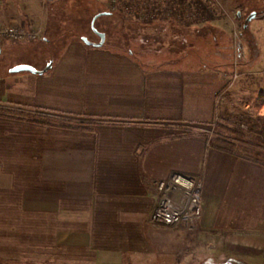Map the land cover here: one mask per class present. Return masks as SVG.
<instances>
[{
	"label": "crops",
	"instance_id": "0c3cea01",
	"mask_svg": "<svg viewBox=\"0 0 264 264\" xmlns=\"http://www.w3.org/2000/svg\"><path fill=\"white\" fill-rule=\"evenodd\" d=\"M113 13L107 16L138 21ZM131 51L75 41L50 67L21 62L42 73L0 80V254L36 264L47 256L68 264L149 262L156 183L179 173L217 188L203 194L196 221L210 233L202 243L215 244V253L202 255L214 264H264V162L218 149L204 133L217 113L215 92H222L218 114L227 116L222 131L231 132L234 115L254 121L247 100L264 95V81L250 70L238 84L241 75L233 82ZM43 117L74 128L32 121Z\"/></svg>",
	"mask_w": 264,
	"mask_h": 264
},
{
	"label": "rangeland",
	"instance_id": "374dc122",
	"mask_svg": "<svg viewBox=\"0 0 264 264\" xmlns=\"http://www.w3.org/2000/svg\"><path fill=\"white\" fill-rule=\"evenodd\" d=\"M216 14V19L208 22H197L204 25H189L190 18L177 20H157L153 25L143 24V20L127 21L124 19H110L102 15L92 22L98 14L112 10L107 0H0V24L13 25L40 31L35 40L16 42L0 39V80L6 76H18L21 72H11V69L22 65V61H31L41 66L48 61L46 67L57 61L66 53L71 42H78L82 46L91 48L84 42L83 37L97 43L100 41L96 31L106 34L103 48L121 47L134 51L135 58L157 60H180L187 63L191 70H205L208 73H220L238 84L246 78L242 73L254 71L256 80L264 81V0H205ZM119 5L114 0L112 6ZM114 11L113 16H118ZM240 15L238 16V13ZM255 13V16L248 20ZM134 20V19H132ZM194 22V19L192 20ZM145 23V22H144ZM220 23V24H219ZM234 23L237 27L234 28ZM152 42H148V38ZM144 40V41H143ZM94 47V46H93ZM131 49V50H130ZM30 65V64H26ZM37 69L35 66L30 65ZM236 77V79H235ZM261 83V82H259ZM238 84L236 86H238ZM216 85V83H215ZM221 91L215 92L214 104L216 114L212 121L206 124L204 133L207 141L219 137L218 133L240 144L252 157L264 159V148H258L255 143L248 142L245 136L234 132L222 131L227 126L223 116L218 114ZM220 96V98L218 96ZM264 95H254L250 100L253 112L257 101H264ZM254 115V121L246 114L234 115L235 121L230 123L233 130L239 126L247 134L259 133L264 129V115ZM264 113V112H262ZM263 118H261V116ZM259 118L260 120L256 119ZM263 119V120H261ZM260 122H257V121ZM250 127L256 130H250ZM264 162V161H263ZM201 207L202 196L205 191H217L215 182L200 179ZM205 200L208 197H204ZM222 209L225 199L218 203ZM201 216V215H200ZM146 226L153 229L150 239L149 262L139 258V264H214L215 259L205 258L203 252L215 253L214 243H202L201 237L209 232H201L193 225L164 226L146 221ZM149 233V232H148ZM210 234V233H209ZM204 253V254H205ZM0 254V264H36L33 260L6 259ZM206 255V254H205ZM43 259L37 264H68L67 259L51 261ZM45 258V257H44ZM222 262V260H221ZM135 264V262H134Z\"/></svg>",
	"mask_w": 264,
	"mask_h": 264
},
{
	"label": "trees",
	"instance_id": "16d2710c",
	"mask_svg": "<svg viewBox=\"0 0 264 264\" xmlns=\"http://www.w3.org/2000/svg\"><path fill=\"white\" fill-rule=\"evenodd\" d=\"M116 1V0H115ZM119 5H115L113 11L123 13L132 19L143 20L145 23H151L155 20H177L190 18L187 24L193 25L197 22H208L216 19V14L210 4L205 0H117ZM111 11V10H109ZM194 19V22L192 21ZM32 121L53 125L74 128L70 122L53 117L34 118ZM77 125L80 122H75ZM232 132L245 136L248 142L255 143L258 148H264V129L259 133L249 132L244 134L240 127H236ZM209 143L221 150L243 153L250 156L240 144L221 137H213ZM264 161V159H263ZM242 254L257 253V250L247 247H236Z\"/></svg>",
	"mask_w": 264,
	"mask_h": 264
},
{
	"label": "built area",
	"instance_id": "2783aa9c",
	"mask_svg": "<svg viewBox=\"0 0 264 264\" xmlns=\"http://www.w3.org/2000/svg\"><path fill=\"white\" fill-rule=\"evenodd\" d=\"M105 1V0H104ZM111 8L114 0H107ZM112 9V10H113ZM40 31L13 25L0 24V39H9L16 42L35 40ZM1 94V84H0ZM255 112L264 115V101H257ZM159 198L150 214L152 224L164 226L193 225L200 217L201 189L200 180L190 178L179 173H173L169 178L156 183Z\"/></svg>",
	"mask_w": 264,
	"mask_h": 264
},
{
	"label": "water",
	"instance_id": "95a60500",
	"mask_svg": "<svg viewBox=\"0 0 264 264\" xmlns=\"http://www.w3.org/2000/svg\"><path fill=\"white\" fill-rule=\"evenodd\" d=\"M108 14H110V13L109 12H102V13L98 14L97 16H95V18H94V20L92 22V25H94V21L98 17H100L102 15H108ZM254 16H255V13H253L249 17L248 20L252 19ZM96 32H97L98 36L100 37V41L99 42H97V43L91 42L86 37H83V40L88 45H92V46H95V47H102L104 45L105 40H106V34L103 33V32H100V31H96ZM50 66H51V64L48 65V67H50ZM20 71H30V72L39 73V74L42 73V71H39V70L35 69L34 67H32L30 65H26V64L18 65V66H16V67L11 69V72H20Z\"/></svg>",
	"mask_w": 264,
	"mask_h": 264
},
{
	"label": "flooded vegetation",
	"instance_id": "af4514ba",
	"mask_svg": "<svg viewBox=\"0 0 264 264\" xmlns=\"http://www.w3.org/2000/svg\"><path fill=\"white\" fill-rule=\"evenodd\" d=\"M106 12L112 13V12H114V11H113V10H111V11H106Z\"/></svg>",
	"mask_w": 264,
	"mask_h": 264
}]
</instances>
